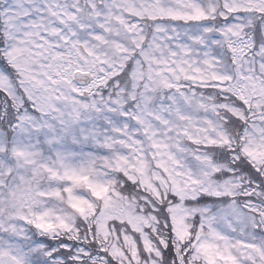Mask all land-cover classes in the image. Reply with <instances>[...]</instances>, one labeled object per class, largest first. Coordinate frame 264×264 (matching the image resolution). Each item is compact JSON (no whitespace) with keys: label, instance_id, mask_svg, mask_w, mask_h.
Masks as SVG:
<instances>
[{"label":"snow or ice","instance_id":"6c2138e0","mask_svg":"<svg viewBox=\"0 0 264 264\" xmlns=\"http://www.w3.org/2000/svg\"><path fill=\"white\" fill-rule=\"evenodd\" d=\"M0 264H264V0H0Z\"/></svg>","mask_w":264,"mask_h":264}]
</instances>
